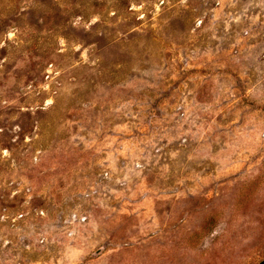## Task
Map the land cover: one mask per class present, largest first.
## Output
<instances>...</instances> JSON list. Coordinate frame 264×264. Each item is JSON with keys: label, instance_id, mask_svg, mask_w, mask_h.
Returning a JSON list of instances; mask_svg holds the SVG:
<instances>
[{"label": "rangeland", "instance_id": "374dc122", "mask_svg": "<svg viewBox=\"0 0 264 264\" xmlns=\"http://www.w3.org/2000/svg\"><path fill=\"white\" fill-rule=\"evenodd\" d=\"M264 258V0H0V264Z\"/></svg>", "mask_w": 264, "mask_h": 264}, {"label": "water", "instance_id": "95a60500", "mask_svg": "<svg viewBox=\"0 0 264 264\" xmlns=\"http://www.w3.org/2000/svg\"><path fill=\"white\" fill-rule=\"evenodd\" d=\"M256 264H264V258L261 259L259 262H257Z\"/></svg>", "mask_w": 264, "mask_h": 264}]
</instances>
